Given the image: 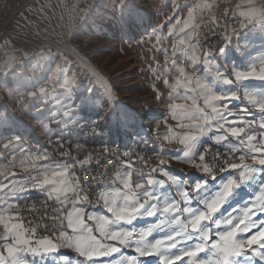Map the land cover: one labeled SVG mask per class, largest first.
Instances as JSON below:
<instances>
[{
	"label": "rangeland",
	"instance_id": "obj_1",
	"mask_svg": "<svg viewBox=\"0 0 264 264\" xmlns=\"http://www.w3.org/2000/svg\"><path fill=\"white\" fill-rule=\"evenodd\" d=\"M17 3L0 0V22ZM245 6L244 0H29L0 41V255L4 264H58L62 256L76 258V253L63 248L58 253H44L41 248L38 254L27 255L22 250L12 256L5 251L14 243L12 237L25 236L21 228L12 227L20 224L22 206L40 195L19 201V178L31 170L33 156L57 157L71 172V158L61 159L50 148L59 135H70L79 160L86 156V148L104 149L112 155L130 146H146L161 165L143 175L157 183L150 200L138 189L130 196L125 193L132 197L130 209L141 201L155 202L157 197L162 208L170 196L169 202L180 205L185 220L183 207L204 210L201 202L212 198L230 178L227 164L241 163L243 155L244 163L254 167L252 150L239 141L247 144V137L254 134L258 139L252 143L264 146V130L259 126L264 105L259 91L260 79H264L260 75L264 20L246 15ZM222 20L227 23L219 26ZM236 73L242 74L240 80L224 82ZM249 73L253 75L244 88ZM221 125L238 127L242 135H229L228 146L212 143L215 135H227L215 131ZM92 130L94 134H89ZM78 136H83L84 143ZM185 152L189 155L184 156ZM202 152L205 161L199 160ZM193 162H207L220 179L213 184L201 169L191 166ZM164 166L176 183L161 174ZM239 171L232 175L239 177ZM198 173L209 181L208 187L193 191L192 202L182 204L183 191L197 182ZM141 175L132 174L133 182L138 183ZM107 186L111 184L102 183L100 194ZM262 191L264 176L255 166L242 182V190L226 201L228 205L215 219H237L255 204L248 213L252 225L260 211L257 197ZM97 206L86 203L85 211L97 210ZM77 207L80 203H71V210ZM100 213L98 223L88 220L93 233L87 235L86 246L112 245L109 234L138 232L152 225L146 213L133 215L127 210L123 214L114 209ZM129 218L133 223L127 222ZM215 219L210 217L207 225L213 231ZM170 227L174 225H165L149 239L160 238Z\"/></svg>",
	"mask_w": 264,
	"mask_h": 264
},
{
	"label": "snow or ice",
	"instance_id": "obj_2",
	"mask_svg": "<svg viewBox=\"0 0 264 264\" xmlns=\"http://www.w3.org/2000/svg\"><path fill=\"white\" fill-rule=\"evenodd\" d=\"M241 73H236L231 80L225 79V83H235L241 79ZM253 73H249L244 77V88L248 87L249 77ZM261 77H264V70L261 72ZM261 87L260 94L264 95V79H260ZM220 99V97H217ZM262 111V119L260 128L264 130V105L260 106ZM217 109L213 108V112ZM226 132L227 135L217 134L212 138V143L226 146L228 136L240 137L243 130L238 127L224 128L223 125L217 132ZM208 132L213 131L208 129ZM201 134L206 132L201 130ZM258 137L256 135H249L247 137L248 143L245 144L243 140L239 143L252 150L253 168L244 163L245 156L239 157L241 163L227 164V172L230 178L226 182H222L221 187L215 192L210 199L203 200L201 203L204 210H197L192 207H183V213L187 214V219L180 215L181 207L178 204L170 203L171 197H166L164 206H160V198L157 197L155 202L144 203L140 202L130 211L133 215L136 212L146 213L147 218H152V225L141 228L137 231H121L109 234L108 238L113 241L112 245H97L96 247L86 246L84 241L85 236L69 238L66 248L77 254L76 258L70 256H62L58 260V264H82V260H86L87 264H113L114 260H118L119 264H243L244 261H249L250 264H264V191L257 197V202L260 203V211L254 215V223L248 224V213L254 211L256 205L253 204L251 208L244 209V215L233 219L225 217L223 219H215L223 212L221 209L228 205L226 201L234 197L242 190V182L247 179V174L255 170V166H259L261 176H264V146L257 147L253 144ZM232 151H239V149L232 148ZM129 153L125 151L124 155ZM189 153L185 152L184 156ZM206 153H200L199 160L205 161ZM194 168L201 169L202 173L210 177L214 184L220 177L215 175L214 169L209 166L207 162L202 164H191ZM235 170L239 171V177L232 175ZM161 174L167 177V180L176 183V178L168 171L167 166L161 169ZM200 174V173H198ZM149 185L153 184L152 179H148ZM163 184V181H159ZM209 181L203 178L200 174L197 182L192 185L191 189H185L182 193L184 200L182 204L192 202V192L199 193L207 188ZM146 199H151L152 194L146 193ZM127 200H132V197H127ZM219 210V211H218ZM109 212H113L112 208H108ZM163 213V218H161ZM210 217L215 219L216 231L207 225L211 223ZM118 219L123 217L118 216ZM94 219V217H90ZM158 221V223H157ZM129 224L133 223V219L129 218ZM165 225H174L167 229L166 234H160V238L152 240L149 237L153 233L160 232ZM225 230L221 231L220 228ZM13 228H23L22 224L13 225ZM103 227V225H101ZM91 232V229H88ZM35 232V229H33ZM63 235V234H62ZM10 237L6 236L5 239ZM14 243L8 245L5 251L9 256L17 252L24 251L28 253L38 254L39 249L31 247L32 240L24 236L22 239L12 237ZM44 253H58L60 246L55 244L48 238L38 241ZM131 250V251H126ZM116 254V255H113ZM0 264H4V258L0 255Z\"/></svg>",
	"mask_w": 264,
	"mask_h": 264
},
{
	"label": "built area",
	"instance_id": "obj_3",
	"mask_svg": "<svg viewBox=\"0 0 264 264\" xmlns=\"http://www.w3.org/2000/svg\"><path fill=\"white\" fill-rule=\"evenodd\" d=\"M226 23L222 20L219 26ZM89 134H94L93 130L89 131ZM57 138L50 143V148L54 149L61 159L71 158L72 185L69 192L61 198L40 194L38 200H28V204L22 206L19 212L20 224L23 225L21 232L34 242L31 247L38 249H41V246L36 242L45 238L53 242L58 241L67 226V219L72 211L71 203H80V208L86 210V203H101L100 184L109 183L113 186L117 178L126 171L132 174L153 173V165H161L151 152L146 151V146L122 149L121 154L124 155L125 151L129 153L126 156L127 164L117 163L115 154L112 161H105V154L110 151L94 147L86 148L85 158L79 160L76 149L70 145V135H59ZM78 138L79 142H83V136ZM212 155L215 157L214 151Z\"/></svg>",
	"mask_w": 264,
	"mask_h": 264
},
{
	"label": "crops",
	"instance_id": "obj_4",
	"mask_svg": "<svg viewBox=\"0 0 264 264\" xmlns=\"http://www.w3.org/2000/svg\"><path fill=\"white\" fill-rule=\"evenodd\" d=\"M244 1L246 5L244 12L246 15L255 21L264 20V0ZM33 157L36 160L30 166L31 170L29 173H23L21 179L19 178V201L36 194H47L53 197L65 196L72 185V174L69 169L61 164L57 157L51 158L50 156H44L43 159H39V155ZM139 179L140 181H138ZM139 179H135V181H138V183H135L132 180L131 172H125L117 178L113 186H107L101 192V203L98 204L97 207L99 208L97 210L86 212L83 208H74L67 219V229L62 233L63 235H61L59 242L57 241L59 243L57 245H60V248L68 249L65 245L68 243L69 238L81 235L87 238V235H92L93 225L88 220L90 217H94L93 220L95 223H98L96 219L101 217L100 210L105 211V209L112 208L117 212L121 211L123 214L127 210H130L129 200L126 199L127 196L125 197V193L130 196V193H136L133 190L138 189L140 190L139 194L144 197L146 193H150L153 185L157 183L154 182L149 185L147 180L152 178L150 176H144L143 174ZM127 188L129 189L127 190ZM106 223L110 224L108 222ZM88 229H91L92 232H89ZM68 251L73 252L70 249Z\"/></svg>",
	"mask_w": 264,
	"mask_h": 264
},
{
	"label": "water",
	"instance_id": "obj_5",
	"mask_svg": "<svg viewBox=\"0 0 264 264\" xmlns=\"http://www.w3.org/2000/svg\"><path fill=\"white\" fill-rule=\"evenodd\" d=\"M29 4V0H19L15 8H12L8 15L0 22V41L3 38L7 26L19 14V12Z\"/></svg>",
	"mask_w": 264,
	"mask_h": 264
},
{
	"label": "bare ground",
	"instance_id": "obj_6",
	"mask_svg": "<svg viewBox=\"0 0 264 264\" xmlns=\"http://www.w3.org/2000/svg\"><path fill=\"white\" fill-rule=\"evenodd\" d=\"M10 3H8L9 5ZM7 6V5H6ZM7 8V7H5ZM10 8V7H9ZM122 139V138H121ZM121 141V140H120ZM113 154H115V161L119 164H127V157L126 158H122L121 155L124 157L123 154L119 153V152H114ZM113 154L109 155V154H105V161H112L113 160ZM69 165H71V161L68 162ZM154 166V165H153ZM102 184H100L101 186ZM92 206L90 205L89 208H91Z\"/></svg>",
	"mask_w": 264,
	"mask_h": 264
}]
</instances>
